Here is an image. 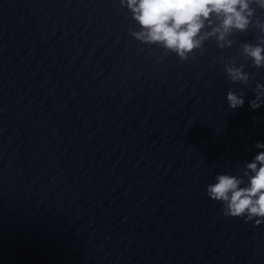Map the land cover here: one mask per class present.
I'll use <instances>...</instances> for the list:
<instances>
[{"label": "water", "instance_id": "95a60500", "mask_svg": "<svg viewBox=\"0 0 264 264\" xmlns=\"http://www.w3.org/2000/svg\"><path fill=\"white\" fill-rule=\"evenodd\" d=\"M258 20L181 60L120 0H0V264H264V220L206 192L264 151Z\"/></svg>", "mask_w": 264, "mask_h": 264}, {"label": "clouds", "instance_id": "9594fccd", "mask_svg": "<svg viewBox=\"0 0 264 264\" xmlns=\"http://www.w3.org/2000/svg\"><path fill=\"white\" fill-rule=\"evenodd\" d=\"M122 7L130 10L140 30L131 33L137 40L146 44H160L174 52L181 60H187L203 42L210 37L217 39L218 47L231 46L229 37L233 31H247L252 24L256 9L264 10V0H120ZM255 5V7H253ZM256 27L264 33V22L257 21ZM211 28V31H202ZM258 43H243L242 54L251 58L253 65L264 67V35ZM243 66H228L229 78L247 84L249 74ZM264 85L256 84V98L249 101L256 109L261 106ZM227 101L232 109L244 104L243 95L229 91ZM257 148L264 144L257 142ZM245 186L242 177L218 174L215 183L207 185V195L223 203V214L244 217L246 221L255 219L259 225L264 220V151L259 152L247 163Z\"/></svg>", "mask_w": 264, "mask_h": 264}]
</instances>
